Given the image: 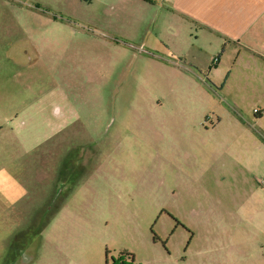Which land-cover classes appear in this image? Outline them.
I'll return each instance as SVG.
<instances>
[{"label": "rangeland", "instance_id": "obj_1", "mask_svg": "<svg viewBox=\"0 0 264 264\" xmlns=\"http://www.w3.org/2000/svg\"><path fill=\"white\" fill-rule=\"evenodd\" d=\"M169 3L0 0V264H264V89Z\"/></svg>", "mask_w": 264, "mask_h": 264}, {"label": "crops", "instance_id": "obj_2", "mask_svg": "<svg viewBox=\"0 0 264 264\" xmlns=\"http://www.w3.org/2000/svg\"><path fill=\"white\" fill-rule=\"evenodd\" d=\"M169 2L173 12L198 26L203 37L207 33L212 45L216 43L212 52L218 54L220 64L228 66L236 78L258 79L249 85L251 90L264 89V0ZM261 111L258 122L264 138V109Z\"/></svg>", "mask_w": 264, "mask_h": 264}, {"label": "built area", "instance_id": "obj_3", "mask_svg": "<svg viewBox=\"0 0 264 264\" xmlns=\"http://www.w3.org/2000/svg\"><path fill=\"white\" fill-rule=\"evenodd\" d=\"M255 112H256L257 114L262 113L261 109H256Z\"/></svg>", "mask_w": 264, "mask_h": 264}, {"label": "trees", "instance_id": "obj_4", "mask_svg": "<svg viewBox=\"0 0 264 264\" xmlns=\"http://www.w3.org/2000/svg\"><path fill=\"white\" fill-rule=\"evenodd\" d=\"M146 1H151V0H146Z\"/></svg>", "mask_w": 264, "mask_h": 264}]
</instances>
